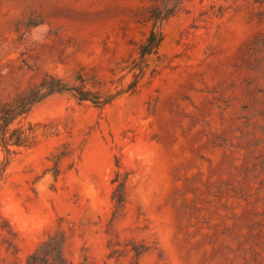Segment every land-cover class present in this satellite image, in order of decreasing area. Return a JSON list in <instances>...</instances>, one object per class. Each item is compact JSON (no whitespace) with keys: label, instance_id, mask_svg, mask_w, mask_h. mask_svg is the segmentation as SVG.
I'll return each instance as SVG.
<instances>
[{"label":"rangeland","instance_id":"374dc122","mask_svg":"<svg viewBox=\"0 0 264 264\" xmlns=\"http://www.w3.org/2000/svg\"><path fill=\"white\" fill-rule=\"evenodd\" d=\"M153 10L163 41L124 91ZM47 73L124 92L16 121L40 140L0 144V264L49 236L69 264H264V0H0V103Z\"/></svg>","mask_w":264,"mask_h":264},{"label":"trees","instance_id":"16d2710c","mask_svg":"<svg viewBox=\"0 0 264 264\" xmlns=\"http://www.w3.org/2000/svg\"><path fill=\"white\" fill-rule=\"evenodd\" d=\"M171 15V11L162 15L153 10L150 16L154 20L153 27L145 40L139 44L138 56L130 67L134 79L124 91L134 92L136 90L139 79L149 66L150 56L158 54L163 41L164 35L158 27V22H163ZM124 91L102 92L87 87V81L82 76H78L76 82L69 83L62 77L47 73L37 85L18 95L13 101L0 103V144L2 149L10 158L20 150L32 148L39 143L40 134L35 125L29 123L27 127H24L16 121L27 116L37 103L51 94L67 92L72 94L79 104L91 102L94 106L102 108L112 103ZM70 156L71 151L66 145L53 154L51 158L53 165L49 169L56 177L61 172L62 160ZM121 188L123 189V184H121ZM64 241V239L59 240L49 236L43 241L41 247L28 258L27 264H69L63 253Z\"/></svg>","mask_w":264,"mask_h":264}]
</instances>
